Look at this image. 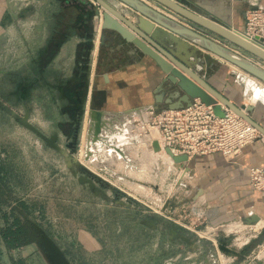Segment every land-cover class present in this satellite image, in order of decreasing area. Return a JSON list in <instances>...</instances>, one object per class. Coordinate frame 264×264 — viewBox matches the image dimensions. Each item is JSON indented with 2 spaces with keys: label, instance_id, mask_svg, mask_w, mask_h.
Instances as JSON below:
<instances>
[{
  "label": "rangeland",
  "instance_id": "rangeland-1",
  "mask_svg": "<svg viewBox=\"0 0 264 264\" xmlns=\"http://www.w3.org/2000/svg\"><path fill=\"white\" fill-rule=\"evenodd\" d=\"M0 8V264H245L263 241L234 224L205 223L187 170L138 138L144 117L101 120L94 134L101 103L87 105L90 57L73 61L70 47L39 45V0H0ZM198 50L191 63L206 81L231 73L209 53L201 64ZM237 82L242 97L246 76ZM16 223L28 225L33 242L8 249L2 234Z\"/></svg>",
  "mask_w": 264,
  "mask_h": 264
},
{
  "label": "crops",
  "instance_id": "crops-1",
  "mask_svg": "<svg viewBox=\"0 0 264 264\" xmlns=\"http://www.w3.org/2000/svg\"><path fill=\"white\" fill-rule=\"evenodd\" d=\"M176 1L182 7L194 10L216 24L242 35H248L247 13L253 9L264 10V0ZM122 8L126 9L125 6ZM5 10L0 8V14L5 15ZM157 11L171 19L170 14L165 11ZM10 12L11 10L9 15ZM101 13L102 10L90 0H39V33H42L39 36V45L70 47L73 49V61L76 55L89 56L90 86L87 105L96 98L95 100L101 103L98 112L110 117L108 121L105 118L104 120L111 125L125 123L122 125L124 126L127 120L135 118L130 115L131 112L154 107L160 92H165V97L171 92L167 90L168 86L163 84L164 75L153 59L142 55L110 32H104V37H101ZM175 18L174 21L177 19ZM258 42L264 45V37ZM82 49L85 51H81ZM198 51L202 56L198 61L205 64L211 57L201 49ZM189 61H193L192 58ZM101 67L107 71H103ZM222 69L219 68L221 71ZM231 70V73H222L219 78L214 75L213 81L220 85V88L209 81L207 83L232 104L241 105L240 101L245 97L249 80L255 87L264 90V85L256 79L233 66ZM242 74L246 76V82L241 97L237 78ZM160 107L163 109L162 105ZM252 107L249 117L264 131V101H257ZM223 108L219 104L213 106V109L221 114ZM109 112L116 114H108ZM261 135L264 137V133ZM263 165L264 150L256 142L245 148L234 162L226 161L219 154H209L194 157L183 166L187 169L183 177L186 189L194 193L191 204L200 206L201 217L209 227L219 228L234 224L246 232L261 224L251 241H264V191L252 189L247 173L249 167Z\"/></svg>",
  "mask_w": 264,
  "mask_h": 264
},
{
  "label": "water",
  "instance_id": "water-1",
  "mask_svg": "<svg viewBox=\"0 0 264 264\" xmlns=\"http://www.w3.org/2000/svg\"><path fill=\"white\" fill-rule=\"evenodd\" d=\"M90 1L102 10L99 23L101 37H104V32L118 36L142 55L153 59L163 73V84L168 86L171 94L165 97V92H160L153 107L156 113L161 110V105L163 109L178 111L191 106L196 100L206 106L219 104L245 120L260 134L264 133L249 117L253 107L232 104L214 90L189 61L193 58V48H199L264 84V45L258 42L261 38L249 39L230 31L196 11L182 7L176 0H150L157 6L156 9L140 0ZM160 9L170 14L171 19L160 14L157 11ZM101 69L107 71L103 67ZM93 112L94 134L98 135L101 129L100 113ZM55 139L54 135L47 141L53 148ZM153 148L159 150L156 142ZM165 152L177 170L182 167L177 164L187 163L185 156L174 157L169 149H165Z\"/></svg>",
  "mask_w": 264,
  "mask_h": 264
},
{
  "label": "built area",
  "instance_id": "built-area-1",
  "mask_svg": "<svg viewBox=\"0 0 264 264\" xmlns=\"http://www.w3.org/2000/svg\"><path fill=\"white\" fill-rule=\"evenodd\" d=\"M152 7L150 0H140ZM246 38L264 36V10L253 9L246 15ZM139 112L146 113L147 119L136 127L146 125L147 133L154 130L159 148L169 149L174 157L185 156L187 162L200 156L219 154L228 162L238 159L245 148L259 143L264 150V137L249 123L231 111L223 108V115L217 116L213 106L194 101L191 106L178 111L161 109L155 112L153 107H145ZM140 120V119H139ZM186 163L179 164L183 166ZM250 186L255 191H264V165L247 169ZM259 231V230H258ZM254 232L252 230L253 233ZM264 262V241L257 250L247 257L245 264Z\"/></svg>",
  "mask_w": 264,
  "mask_h": 264
},
{
  "label": "bare ground",
  "instance_id": "bare-ground-1",
  "mask_svg": "<svg viewBox=\"0 0 264 264\" xmlns=\"http://www.w3.org/2000/svg\"><path fill=\"white\" fill-rule=\"evenodd\" d=\"M247 88L249 89V90H254L253 91V95L248 99V101H249V104H247V107H252L254 104H255V102L257 101V100H259V101H264V90H262L261 88V90L262 91H259L260 89H258L257 87H255V85H254V83L251 81V80H249L248 81V85H247ZM247 89V90H248ZM247 93H248V91H247ZM252 93V92H251ZM247 96H248V94H247ZM247 98V97H246ZM137 114L139 115L140 114V116H142V117H144V120H146L147 119V116H146V113H142V112H139V111H133V112H131L130 113V115H134L136 118H138L137 117ZM94 115V112H93V114H92V124H93V126H95V120H94V117L95 116H93ZM105 114H102V113H100V121L102 120V122H103V120H104V118H105V120H106V116H108V115H106L105 117ZM139 116V117H140ZM108 119V118H107ZM139 119V118H138ZM108 121V120H107ZM106 122V121H105ZM104 122V123H105ZM104 123H102V124H104ZM101 124V125H102ZM128 127V126H127ZM126 128V127H125ZM131 128V127H130ZM130 128H129V130H130ZM146 125H142V127H141V129H139L140 130V132H138L139 134H137V135H139L138 136V138L139 137H144V136H146L147 138L145 139V140H147V142L144 144V146H145V148L146 149H149V151H154V148H153V146H151V141H154V140H157L156 138H155V135H156V132L154 131V130H150V132L149 133H147V132H145L146 131ZM128 129V128H127ZM133 129V132H135L136 130H138V129H134V128H132ZM129 130H127V131H129ZM138 130V131H139ZM130 132V131H129ZM133 134V133H132ZM134 135V134H133ZM150 136L152 137V136H154V138L152 137V138H150ZM157 137V136H156ZM119 139V138H118ZM140 140V139H139ZM145 140H144V142H145ZM120 141V140H119ZM126 141V140H125ZM142 142V141H141ZM121 143V142H120ZM82 145H83V143H82ZM120 145V144H119ZM128 146V145H127ZM82 149V148H81ZM92 150V149H91ZM159 150L160 151H164L163 153H166L165 152V149L162 147V148H159ZM159 150H158V152H159ZM118 151V150H117ZM148 151V152H149ZM108 152H109V150H108ZM155 152H157V151H155ZM150 153V152H149ZM80 154L83 156V149L80 151ZM109 153H106V155H108ZM111 154V153H110ZM156 154V153H155ZM165 156V155H164ZM87 157V156H86ZM109 157V156H108ZM161 157V156H160ZM163 157V156H162ZM167 157V156H166ZM165 158V157H164ZM169 158V157H168ZM167 158V159H168ZM85 159H87V158H85ZM89 160V159H88ZM169 160H170V164H172L173 166H175L176 168H177V166L175 165V163L173 162V160L171 159V157L169 158ZM178 166H179V164H177ZM93 167V166H92ZM91 167V168H92ZM93 169L94 168H92V171H93ZM261 224H259L258 226H256L255 228H253L252 230L254 231V232H256V231H258V229L261 227L260 226ZM231 228V227H230Z\"/></svg>",
  "mask_w": 264,
  "mask_h": 264
},
{
  "label": "trees",
  "instance_id": "trees-1",
  "mask_svg": "<svg viewBox=\"0 0 264 264\" xmlns=\"http://www.w3.org/2000/svg\"><path fill=\"white\" fill-rule=\"evenodd\" d=\"M26 223H16L8 231L3 232V240L8 249L19 248L33 242V234Z\"/></svg>",
  "mask_w": 264,
  "mask_h": 264
}]
</instances>
